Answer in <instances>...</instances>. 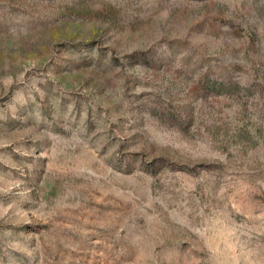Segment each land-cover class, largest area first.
Instances as JSON below:
<instances>
[{
    "label": "rangeland",
    "instance_id": "1",
    "mask_svg": "<svg viewBox=\"0 0 264 264\" xmlns=\"http://www.w3.org/2000/svg\"><path fill=\"white\" fill-rule=\"evenodd\" d=\"M0 264H264V0H0Z\"/></svg>",
    "mask_w": 264,
    "mask_h": 264
}]
</instances>
